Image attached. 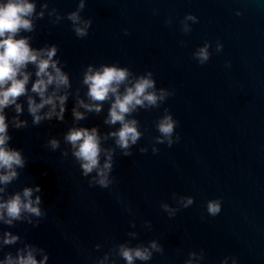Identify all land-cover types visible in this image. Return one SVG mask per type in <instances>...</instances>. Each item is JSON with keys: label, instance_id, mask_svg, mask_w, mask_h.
Listing matches in <instances>:
<instances>
[{"label": "water", "instance_id": "water-1", "mask_svg": "<svg viewBox=\"0 0 264 264\" xmlns=\"http://www.w3.org/2000/svg\"><path fill=\"white\" fill-rule=\"evenodd\" d=\"M27 2L34 5L26 17L32 30L21 29L14 39H26L34 51L55 47L52 60L69 83L59 90L48 86L45 98L55 93V111L45 105L34 123L29 98L42 101L32 91L38 68L29 63L20 70L29 77L25 93L0 112L7 125L4 147L24 162L13 165L15 178L0 181V204L16 195L27 202L28 188L32 201L40 197L33 207L41 212L22 209L12 219L0 209V264L9 258L15 264L29 251L38 264H128L121 247L151 252V259L132 264H264V0ZM74 12L76 23L68 18ZM89 19L88 35L78 38L74 28ZM206 45L209 60L202 65L196 54ZM102 66L128 70L121 96L141 77L154 82L145 94L154 92L156 105L144 101L125 114L140 133L127 150L111 136L121 124L105 123L115 95L92 101L84 83L89 68L95 73ZM81 101L101 110L88 111ZM168 115L178 121L170 138L158 127ZM73 128L97 130L101 167L103 150L111 151L107 188L96 183L95 170L83 174L65 139ZM7 174L0 168V176ZM187 198L193 203L185 207ZM210 201L220 202L216 216L207 211Z\"/></svg>", "mask_w": 264, "mask_h": 264}, {"label": "clouds", "instance_id": "clouds-1", "mask_svg": "<svg viewBox=\"0 0 264 264\" xmlns=\"http://www.w3.org/2000/svg\"><path fill=\"white\" fill-rule=\"evenodd\" d=\"M80 8L83 9V3ZM34 11V5L28 3L27 0H6L4 3H0V112L5 107L11 104H15L16 98L25 93V85L28 83V75L22 73L20 70L27 64H35L38 68L36 76L38 79L32 86V91L38 93L41 98V103L36 104L31 98H29V112L34 117V123H39L42 119L41 116L36 115L37 112L42 109L45 105H51L53 112L55 111L56 104L54 103L55 93L48 98H45V92L49 85H55L56 89L63 86H67L69 81L68 77L57 67V62L52 60V57L56 55L57 49L52 47L48 50L34 51L28 46L26 39H14L21 29L26 31L32 30V23L26 17L31 16ZM240 15V13H237ZM74 23L80 20L78 12L71 13L68 17ZM188 19H194L192 16H188ZM92 21H82L83 27H75L74 31L78 38H83L88 35L87 29L91 27ZM128 33L125 32V35ZM46 55L47 59L41 57ZM197 59L203 65L209 60L208 46L199 49L196 54ZM49 68L52 72H49ZM54 73V74H53ZM21 75L22 79H17V76ZM129 75L126 68H119L116 66L107 67L102 66L100 71L92 73V69L89 68L85 74L84 83L88 85L89 91L88 96L92 101H105L111 92L115 95V102L111 105L109 110V118L105 123L115 125L117 122L121 124V128L118 132L111 133V136L116 137V144L123 150H127L131 145H135L137 140L140 138V133L137 132L135 127L136 121L125 122V114L130 113L134 110L137 105L143 106L144 101H147L150 105H156L158 97L154 92L145 94L148 89L154 88V82L150 78H139L134 84V87H126L125 94L123 96L117 94L119 86L124 83ZM151 76V73H149ZM46 78V79H45ZM10 82V86L5 87ZM115 85V86H114ZM174 95V93H173ZM61 105L60 118L62 119V113L64 111L63 104L66 100V96L58 97ZM163 99V95L159 97ZM80 106L86 108L88 111L99 112L100 106L96 104L87 105L83 102H79ZM17 112L20 111L19 105L16 108ZM52 112L47 114V118H51ZM73 115L77 120L84 119L82 113L73 110ZM178 125V121H174L173 118L168 115L159 123V132L166 137H171L173 134L174 126ZM7 125L5 124L4 115H0V168L8 170L7 175L0 176V181L8 183L16 176V172L13 171V165L24 167V162L21 159L20 153L17 151L7 150L4 146L8 139L6 135ZM66 141L70 143L75 150L73 155L81 162V168L83 174L88 176L94 170L97 172L99 179L96 181L101 187L107 188L111 181L108 178V174L112 170V153L108 150L105 151L107 160L101 167L100 155L102 149L100 147V139L97 135V130L93 128L91 131L85 128L76 129L73 128L65 137ZM180 141V136L177 134L176 143ZM161 143L163 141H160ZM53 149L57 148L58 142L53 140L50 142ZM173 141L168 140V145L171 147ZM144 152L145 149H141ZM155 151V150H154ZM124 155H131L130 152L125 151ZM39 192L40 189L36 188ZM23 196L27 202H22L20 195H16L6 203L0 204V209L5 210L8 217L12 219H19L22 209L32 213L35 216H40L41 212L38 207H33V204L39 205L40 197H36L35 201L30 198L32 196V189L26 188L23 191ZM193 203L192 198H187L185 207ZM207 211L210 215L216 216L220 211L219 201H210L207 204ZM2 218V214H0ZM12 220H8L7 223H11ZM15 238L6 240L5 243H12ZM151 247L158 252L162 249L157 247V244L153 242ZM122 257L128 261V264H132L134 258L139 260L151 259V252L148 249H128L121 247ZM48 259L47 256L44 258ZM8 264H13L11 258L8 260ZM15 264H38L31 251L28 252L27 256H20ZM43 264V261L40 262Z\"/></svg>", "mask_w": 264, "mask_h": 264}]
</instances>
